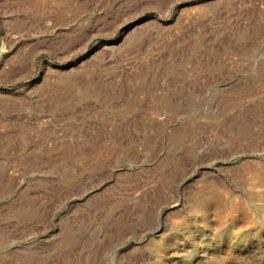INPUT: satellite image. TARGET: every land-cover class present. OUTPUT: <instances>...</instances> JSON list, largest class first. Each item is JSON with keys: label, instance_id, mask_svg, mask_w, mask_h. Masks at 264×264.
<instances>
[{"label": "rangeland", "instance_id": "obj_1", "mask_svg": "<svg viewBox=\"0 0 264 264\" xmlns=\"http://www.w3.org/2000/svg\"><path fill=\"white\" fill-rule=\"evenodd\" d=\"M17 1L0 264H264V0Z\"/></svg>", "mask_w": 264, "mask_h": 264}, {"label": "bare ground", "instance_id": "obj_2", "mask_svg": "<svg viewBox=\"0 0 264 264\" xmlns=\"http://www.w3.org/2000/svg\"><path fill=\"white\" fill-rule=\"evenodd\" d=\"M42 4H44V3L40 2V4H39V6L41 7V9H42ZM34 6H36V5H35V1H33V0H18L17 3H16V7L18 9H20V10H23L24 12H28Z\"/></svg>", "mask_w": 264, "mask_h": 264}]
</instances>
